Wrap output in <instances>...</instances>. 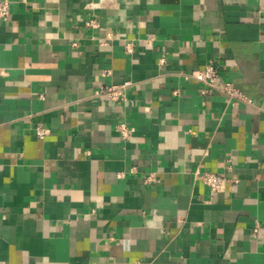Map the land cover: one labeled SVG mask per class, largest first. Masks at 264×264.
I'll list each match as a JSON object with an SVG mask.
<instances>
[{
    "label": "crops",
    "instance_id": "crops-1",
    "mask_svg": "<svg viewBox=\"0 0 264 264\" xmlns=\"http://www.w3.org/2000/svg\"><path fill=\"white\" fill-rule=\"evenodd\" d=\"M7 1L0 264H264V0Z\"/></svg>",
    "mask_w": 264,
    "mask_h": 264
},
{
    "label": "built area",
    "instance_id": "built-area-1",
    "mask_svg": "<svg viewBox=\"0 0 264 264\" xmlns=\"http://www.w3.org/2000/svg\"><path fill=\"white\" fill-rule=\"evenodd\" d=\"M10 18V3L7 0H0V23L8 22ZM92 25V24H89ZM110 75V71L106 70L102 72V76L106 77ZM198 82H200L205 88L216 89L222 94L226 95L230 99H240L244 101L245 99L238 94L230 84H224L220 88L215 86L216 80L219 78L217 69L210 65L204 68L201 72L193 76ZM128 86L124 84L121 87L112 86L109 88H103L102 92L107 94L111 102H118L122 99V91ZM204 93V91H203ZM116 131L122 140L126 141L130 138L133 133V129L129 128L123 124L116 126ZM47 134V132L41 128L35 129V135L42 139ZM149 180V179H148ZM147 180V181H148ZM201 181L208 188L211 195L221 192L223 185L227 182L223 177L217 176L212 173L201 174ZM256 233V229L253 231Z\"/></svg>",
    "mask_w": 264,
    "mask_h": 264
}]
</instances>
